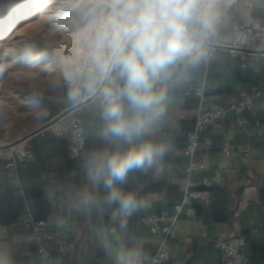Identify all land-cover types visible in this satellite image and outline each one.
I'll return each instance as SVG.
<instances>
[{
	"label": "crops",
	"instance_id": "obj_1",
	"mask_svg": "<svg viewBox=\"0 0 264 264\" xmlns=\"http://www.w3.org/2000/svg\"><path fill=\"white\" fill-rule=\"evenodd\" d=\"M86 1L85 5L91 8L93 2ZM262 23L264 0H234L221 35L213 42L231 45L236 25L254 27ZM236 60L238 58L230 51L220 50L212 60V77L210 75L208 78L206 68L196 75L195 67H189L174 79L170 89L169 111L157 134V140L167 141L171 145V151L163 160V171L159 176L152 170L147 174L131 173L124 186L138 191L141 196L152 197L149 208L135 213L128 220L125 235L129 246L137 244L143 247L149 257L146 264H152L159 249L169 256L165 264H221L222 251L217 242L232 236L246 239L250 264H264V58L245 62L244 67L250 69L248 72H244V68L237 72ZM207 79L210 85L216 86L215 92L203 94L202 97L187 95V90L194 87V83L205 84ZM95 92L96 89L87 91L64 110ZM243 92L246 93L245 98ZM243 100L252 103L253 108L244 112H229L227 117L202 132L200 147L192 158L185 154L188 136L194 131L201 111L230 107ZM54 116L55 113L51 114L47 120ZM46 123L48 121L26 132L19 140ZM226 146H229L228 150ZM191 161L201 165L202 169L189 173ZM45 179H51V185L46 189L48 195L56 197L63 183L56 173L46 175ZM203 180L224 188L222 203L212 209L211 194L206 191L208 197L199 201L204 209L196 213L193 207L195 201L184 199V211L181 217L178 215L179 231L176 237L160 245L159 238L150 233L143 218L163 212L175 217L174 203L167 197L168 188L178 186L185 192L188 189L201 190L205 187ZM61 200L62 213L57 215L58 223L44 240V245L49 249L48 261L51 264H115V259L106 254L101 246L97 236L98 226L90 223L89 215L70 210V197ZM104 218V223H108L107 213ZM31 233L30 219H23L21 224L11 227H0V248L11 254L14 264H36L41 259L39 247L27 239ZM60 239L67 240L71 246L69 252L56 250Z\"/></svg>",
	"mask_w": 264,
	"mask_h": 264
},
{
	"label": "clouds",
	"instance_id": "obj_2",
	"mask_svg": "<svg viewBox=\"0 0 264 264\" xmlns=\"http://www.w3.org/2000/svg\"><path fill=\"white\" fill-rule=\"evenodd\" d=\"M234 0H93L83 29L81 64L66 72L70 96L96 89L104 146L89 150L82 167L86 183L76 187L69 209L101 217L97 236L115 264H146L141 245L126 243L128 220L151 205V196L126 189L129 175L159 176L171 151L157 140L169 111L170 89L185 69L211 59ZM108 214V223L103 216ZM63 223V221H60ZM0 264H14L0 248Z\"/></svg>",
	"mask_w": 264,
	"mask_h": 264
},
{
	"label": "rangeland",
	"instance_id": "obj_3",
	"mask_svg": "<svg viewBox=\"0 0 264 264\" xmlns=\"http://www.w3.org/2000/svg\"><path fill=\"white\" fill-rule=\"evenodd\" d=\"M61 2L64 12L57 8ZM86 3L0 0V145L18 142L77 101L65 74L79 71L83 29L93 8L84 10ZM68 11L74 15L64 19Z\"/></svg>",
	"mask_w": 264,
	"mask_h": 264
},
{
	"label": "trees",
	"instance_id": "obj_4",
	"mask_svg": "<svg viewBox=\"0 0 264 264\" xmlns=\"http://www.w3.org/2000/svg\"><path fill=\"white\" fill-rule=\"evenodd\" d=\"M237 58L238 60L235 62L237 72L243 68L245 69L244 72H248L249 67H244L245 62L241 58ZM213 67L212 61L205 62L195 67L194 73L199 75L206 68L209 78ZM250 81H253V79ZM194 84V87L187 90V95H196V91L200 87H203L204 94L216 91V86L210 85L208 79L205 84H199L198 82ZM96 102H92L80 112L85 145L77 157L71 156L69 142L66 138H59L50 131H45L29 142V148L34 155L33 159L17 161L14 171L7 167V160L0 159V227L21 224L23 219L42 220L51 214L60 215L62 213L61 198L71 197L76 187L87 182L82 167L83 158L89 150L104 146L96 136L99 124ZM50 173H56V177L63 183L62 189L56 197H50L46 190L51 185V179L46 180L45 176ZM79 181L80 185L78 184ZM200 189L211 194L212 209L218 208L222 203L221 197L225 193L224 188L211 185L203 186ZM167 193V197L169 201L174 203V207L186 199V192L178 186L169 187ZM193 207L196 213H200L204 209L203 204L199 201H195ZM181 216L182 213L179 214V217ZM104 219L103 216V222ZM89 221L93 226H99L101 217L93 211L89 215ZM39 246V244H36L37 248Z\"/></svg>",
	"mask_w": 264,
	"mask_h": 264
},
{
	"label": "built area",
	"instance_id": "obj_5",
	"mask_svg": "<svg viewBox=\"0 0 264 264\" xmlns=\"http://www.w3.org/2000/svg\"><path fill=\"white\" fill-rule=\"evenodd\" d=\"M215 45L212 41L211 59L206 63L211 62L219 50ZM230 46L251 52L230 51L235 57L241 58L244 62H247L251 58L256 61L264 58V23L254 27L236 25L234 27V40ZM203 94V87L198 88L196 95L202 97ZM242 96L245 98L246 93L243 92ZM252 108V103L243 100L230 107H218L201 111L197 116L194 131L188 136L185 154L192 158L200 147L202 132L227 117L229 112H244ZM80 112L81 109L72 110L70 108L60 112L49 121L51 123L47 130L59 138H66L68 140L69 152L72 157H77L85 145ZM225 149L228 150L229 146H226ZM33 157V152L29 148V141L19 142L12 147L0 149V159L8 161L7 167L11 171L15 170L17 161L31 160ZM201 169V165L191 161L188 172L192 173ZM202 183L205 186L211 185L208 180H203ZM207 197L208 193L206 191L196 189H188L186 191V200L189 201H200ZM184 203L185 201L175 206V217L170 216L168 212H163L161 214H151L143 218L144 225L152 235L159 238L160 245L176 237L179 231L178 215L184 211ZM57 223V215L52 214L42 220H31L32 233L27 239L30 242L40 245L38 253L41 259L36 264H51L48 261L49 249L44 245V240L48 237L52 228L56 227ZM217 245L222 251L221 264H250V258L246 251L247 241L244 237L232 236L221 239L217 242ZM56 250L59 252H69L71 246L67 240L60 239L57 243ZM168 260L169 256L167 252L159 249L152 263L165 264Z\"/></svg>",
	"mask_w": 264,
	"mask_h": 264
},
{
	"label": "water",
	"instance_id": "obj_6",
	"mask_svg": "<svg viewBox=\"0 0 264 264\" xmlns=\"http://www.w3.org/2000/svg\"><path fill=\"white\" fill-rule=\"evenodd\" d=\"M57 8L61 11L64 12L63 9V5L61 3L58 4ZM90 9L89 7H86L84 10H88ZM73 15L69 14V15H65L64 13V19H70ZM215 47L219 50H226V51H243V52H248L251 53L249 51L246 50H242L236 47H232L230 45H221V44H216ZM95 99H97V92H95L94 94H92L90 97H88L87 99L75 104L74 106L70 107V109L74 110V109H81L83 107H85L86 105H88L89 103H91L92 101H94ZM51 122L46 123L44 126H42L41 128L31 132L30 134H28L26 137H24L23 141H30L31 139H33L34 137H36L37 135L45 132L48 130L49 126H50Z\"/></svg>",
	"mask_w": 264,
	"mask_h": 264
},
{
	"label": "bare ground",
	"instance_id": "obj_7",
	"mask_svg": "<svg viewBox=\"0 0 264 264\" xmlns=\"http://www.w3.org/2000/svg\"><path fill=\"white\" fill-rule=\"evenodd\" d=\"M74 1V0H73ZM91 2H93V0H89V3H91ZM61 4L63 5V9H65V10H67V6H66V4L64 3V2H61ZM86 7H89L90 8V5H87ZM69 14H72V12H67V15H69ZM23 139H24V137L21 139V140H19L18 142H16V143H13V144H9V145H1L0 146V149H4V148H8V147H12V146H14V144H17V143H19V142H24L23 141Z\"/></svg>",
	"mask_w": 264,
	"mask_h": 264
}]
</instances>
